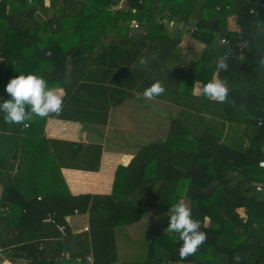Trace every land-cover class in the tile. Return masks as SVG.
I'll return each mask as SVG.
<instances>
[{
  "label": "trees",
  "instance_id": "16d2710c",
  "mask_svg": "<svg viewBox=\"0 0 264 264\" xmlns=\"http://www.w3.org/2000/svg\"><path fill=\"white\" fill-rule=\"evenodd\" d=\"M120 1L0 0L7 63L0 102L10 99L5 86L20 73L64 90L59 115L25 128L5 123L0 112L7 131L0 133V206H7L0 264L1 257L86 264L89 254L93 264H114L117 228L140 221L147 207L169 212L180 200L189 202L206 242L181 260L178 234L163 232L137 264H236V252L240 264H264V188L256 189L264 184V0H123L114 9ZM231 15L237 30L228 28ZM184 32L204 45L189 60L180 48ZM141 56H155L147 70L135 66ZM219 56H227V71L216 68ZM215 75L228 82L235 108L193 94L196 82ZM157 80L166 90L154 98L158 121L168 122L165 139L144 143L119 164L109 193L70 194L59 169L97 171L102 146L46 138V120L105 126L111 107L125 96L141 99ZM227 123L241 127L242 138L226 133ZM76 211L87 213L88 230L73 235L65 216Z\"/></svg>",
  "mask_w": 264,
  "mask_h": 264
},
{
  "label": "clouds",
  "instance_id": "9594fccd",
  "mask_svg": "<svg viewBox=\"0 0 264 264\" xmlns=\"http://www.w3.org/2000/svg\"><path fill=\"white\" fill-rule=\"evenodd\" d=\"M151 59L155 56H141L137 65L145 70ZM227 56H219L216 60L218 70H228ZM264 65V58L260 61ZM5 92L10 99L0 102V112L4 114L3 119L7 124H26L35 118L44 119L51 114L59 115L63 110L64 97L61 92L48 86L47 81L35 73H20L9 80L5 86ZM165 87L159 80L147 87L142 95L152 100L165 93ZM230 88L226 80L214 78L195 89L194 95L204 97L208 100L221 104H229L236 107L234 99L229 98ZM170 221L164 230L169 236L178 234L182 244L179 248L181 260L193 256L206 240L207 235L200 230V222L193 218L191 207L183 200L172 204L169 210ZM242 256L239 252L233 254V260L240 264Z\"/></svg>",
  "mask_w": 264,
  "mask_h": 264
},
{
  "label": "rangeland",
  "instance_id": "374dc122",
  "mask_svg": "<svg viewBox=\"0 0 264 264\" xmlns=\"http://www.w3.org/2000/svg\"><path fill=\"white\" fill-rule=\"evenodd\" d=\"M44 2L46 6L49 5L48 0ZM234 20L235 18L230 16L228 24L231 27L233 26V29H238ZM190 44L194 48L200 46L198 42H191ZM190 57L192 56L186 55L188 60ZM137 95L139 94H136L135 97ZM157 103L161 102L154 99L148 100L144 97L134 100L128 99L121 105L112 108L110 127H105V130L104 127L100 128V130L98 127L95 130L85 127L84 130L86 133L91 132L90 138L95 137L94 139L99 141L105 149L113 152L120 151L119 153L126 152L132 154L133 151H137L139 146L148 141L165 139L163 130L165 131V127L168 129V122H163V120L162 122L158 121L161 119V115L158 109L154 108L157 107L155 106ZM161 123H164V128H161ZM237 138L242 137L237 135ZM103 161L105 163L108 160ZM183 201L189 205L187 200ZM169 214L159 208L147 207L140 221L117 228L118 260L115 264H137L146 259L150 240L165 232L164 230L170 221Z\"/></svg>",
  "mask_w": 264,
  "mask_h": 264
},
{
  "label": "crops",
  "instance_id": "0c3cea01",
  "mask_svg": "<svg viewBox=\"0 0 264 264\" xmlns=\"http://www.w3.org/2000/svg\"><path fill=\"white\" fill-rule=\"evenodd\" d=\"M123 4H124L123 0H121L120 4L114 6L113 8L114 9L118 8L120 6H123ZM38 13L40 14L39 10L37 11L36 14ZM39 21L43 22V20H39ZM169 26L171 27L172 25H169ZM1 27H2V24H0V28ZM228 27L229 29H233V26L231 27L229 24H228ZM233 30H237V29H233ZM41 34L44 35L43 32H41ZM110 37H113V36L112 35L105 36L106 39ZM191 42H198L200 46H198V48L191 47L190 46ZM180 48H181V53H185L186 55L188 54L189 56H192L190 58H193V56H195L194 53L197 52L199 49H203L204 45H202V43H200L196 39L192 38L189 33L184 32L181 36ZM6 65H7L6 61L0 58V70H3L6 67ZM214 78H217L216 75L213 76V79ZM199 86H202L200 82H196L194 84L193 93L195 89ZM54 89L61 92L64 96V90L62 88H54ZM128 97L125 96L124 98L125 102L128 99H133V100L137 99V98H134L135 96H128ZM163 104H166V103H163ZM112 108L113 107H111L109 110V117H108L109 119L105 126H99V125L91 126L90 124L83 125L76 121L63 120V119L49 117L45 123L44 135L46 138H53V139H59V140H70V141L83 142V143H88V142L100 143L99 141H96L94 139L95 137L90 138V135H92V133L91 132L86 133L84 128L86 127V128L95 130L96 127H98V129L100 130V128L104 127V130H105V127H110L111 126L110 123L112 120L110 118V114L112 112ZM27 126H28V123L22 124L21 128H25ZM226 127H227L226 133H229V134L231 133V135H233L234 137H236L237 135H241V129H242L241 127H234L233 125H230L228 123ZM0 133L7 134V131L3 128L2 124H0ZM101 146H102L101 161H100L99 169L97 171H84L80 169L65 168V167H61L59 169L61 178L63 179L65 186L70 194L76 195V194H82V193H90V194L109 193L112 188L113 177H114V173H115L117 166L119 164H126L129 161V159L132 157V155L135 153V151H133L132 154L126 153V152L119 153L120 151L113 152V151L105 149L102 144ZM118 154H120V156H118ZM125 156H126V159L124 160ZM103 160H108V161L103 163L104 162ZM16 165L17 163H15L14 165V169H13L14 171L16 169ZM58 185H59V190L62 191L64 189V185L62 184V182H59ZM0 192H1V183H0ZM5 208H7V206H0V214L6 211ZM65 221L69 227L71 234L73 235L79 234L81 232H85L88 230V229H85L86 227L88 228L87 213H79L76 211L75 213L71 215H66ZM1 264H14V263L1 257ZM18 264H28V263L25 261H20Z\"/></svg>",
  "mask_w": 264,
  "mask_h": 264
},
{
  "label": "built area",
  "instance_id": "2783aa9c",
  "mask_svg": "<svg viewBox=\"0 0 264 264\" xmlns=\"http://www.w3.org/2000/svg\"><path fill=\"white\" fill-rule=\"evenodd\" d=\"M133 26L136 28V27L138 26V23H137V22H134ZM221 41H222L223 43H224V42H227L224 38H222ZM258 166L264 168V159H261V160L258 162ZM263 188H264V184H259V185L256 186V189H257V190H261V189H263ZM5 209H6V208H5ZM85 229H87V227H86ZM85 261H86V264H93V259H92V257H91L90 254L87 255V256L85 257Z\"/></svg>",
  "mask_w": 264,
  "mask_h": 264
}]
</instances>
